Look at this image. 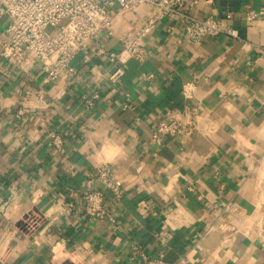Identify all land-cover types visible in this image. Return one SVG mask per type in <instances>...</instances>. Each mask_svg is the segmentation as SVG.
<instances>
[{
    "label": "crops",
    "instance_id": "obj_1",
    "mask_svg": "<svg viewBox=\"0 0 264 264\" xmlns=\"http://www.w3.org/2000/svg\"><path fill=\"white\" fill-rule=\"evenodd\" d=\"M183 2L240 37L194 42L177 16H167L145 38L149 58L129 60L116 84L107 78L112 62L98 52L100 44L118 50L116 35L80 50L75 73L55 82L38 62L22 72L0 57V264H144L132 255L137 244L170 262L264 264V177L261 165L253 169L264 154V14L247 17L264 0ZM150 10L119 12L114 28L131 29ZM187 80L198 84L192 101L182 92ZM128 98L134 108L124 109ZM188 102L206 115L201 128L150 142L167 110ZM105 158L125 190L121 200L105 196L117 226L85 207L84 194L102 187L97 165ZM31 211L41 214L34 229L22 220Z\"/></svg>",
    "mask_w": 264,
    "mask_h": 264
},
{
    "label": "built area",
    "instance_id": "obj_2",
    "mask_svg": "<svg viewBox=\"0 0 264 264\" xmlns=\"http://www.w3.org/2000/svg\"><path fill=\"white\" fill-rule=\"evenodd\" d=\"M145 5L151 7L147 15L136 21L131 29L119 33L116 31L113 25L115 14H133ZM263 14L264 9L249 10L247 17L255 19ZM171 15L181 20L188 39L194 42H200L205 36L222 33L240 37L237 29L223 24L220 19L188 12L183 0H0V24H5L3 28L0 26V57L22 72L28 71L38 62L47 81L55 82L65 74L75 73L72 60L80 50L102 39L104 35H116L122 42L118 50H108L103 44L98 48L99 54L107 55L112 62L114 70L107 78L116 84L124 75L129 60L143 62L149 58L151 50L145 45V38L159 21ZM152 77L153 74H143L145 80ZM197 88L195 80L185 81L182 85L184 97L192 101ZM98 97L100 95L95 93L93 97L86 98L85 104L93 105L94 99ZM27 102L29 100L26 97L16 110L17 117L25 115ZM122 107L128 109L134 108V105L128 98ZM205 118L206 115L196 103L188 102L181 108L168 109L165 117L151 131L150 142L161 144L166 135L189 136L201 128ZM49 135L57 148H63L65 140L60 133L51 131ZM258 164L262 166L261 176L264 177V154L253 167L254 170ZM97 178L102 187L84 194L86 210L93 219L108 218L117 226L115 215L107 209L105 196L110 193L113 198L121 200L125 190L115 176L109 159H101L98 163ZM258 207L264 211V188ZM227 208L238 211L240 206L229 203ZM40 218V213L31 211L22 220L28 228L34 229ZM220 226L229 228L228 223ZM132 255L142 258L144 264H189L185 258L170 262L163 255H150L139 244L133 247ZM72 256L76 257L75 254Z\"/></svg>",
    "mask_w": 264,
    "mask_h": 264
},
{
    "label": "rangeland",
    "instance_id": "obj_3",
    "mask_svg": "<svg viewBox=\"0 0 264 264\" xmlns=\"http://www.w3.org/2000/svg\"><path fill=\"white\" fill-rule=\"evenodd\" d=\"M3 25H5V24H0V26L3 28Z\"/></svg>",
    "mask_w": 264,
    "mask_h": 264
}]
</instances>
